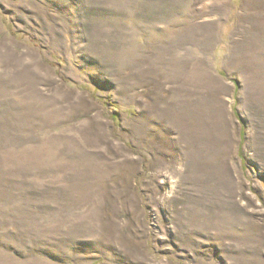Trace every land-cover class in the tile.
Segmentation results:
<instances>
[{
    "label": "rangeland",
    "instance_id": "374dc122",
    "mask_svg": "<svg viewBox=\"0 0 264 264\" xmlns=\"http://www.w3.org/2000/svg\"><path fill=\"white\" fill-rule=\"evenodd\" d=\"M208 1L0 0V264H264V0Z\"/></svg>",
    "mask_w": 264,
    "mask_h": 264
},
{
    "label": "bare ground",
    "instance_id": "6f19581e",
    "mask_svg": "<svg viewBox=\"0 0 264 264\" xmlns=\"http://www.w3.org/2000/svg\"><path fill=\"white\" fill-rule=\"evenodd\" d=\"M217 1L222 2V1H226V0H217ZM209 2H211V0L208 1V2H206L204 5L207 6ZM213 2H214V1H213ZM207 7H208V6H207Z\"/></svg>",
    "mask_w": 264,
    "mask_h": 264
}]
</instances>
